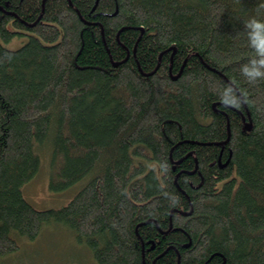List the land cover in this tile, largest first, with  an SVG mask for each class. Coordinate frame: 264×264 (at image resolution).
Returning <instances> with one entry per match:
<instances>
[{"label":"trees","instance_id":"16d2710c","mask_svg":"<svg viewBox=\"0 0 264 264\" xmlns=\"http://www.w3.org/2000/svg\"><path fill=\"white\" fill-rule=\"evenodd\" d=\"M251 17L261 0H0V257L60 226L96 264H264ZM43 152L50 190L81 184L56 209L21 191Z\"/></svg>","mask_w":264,"mask_h":264},{"label":"rangeland","instance_id":"374dc122","mask_svg":"<svg viewBox=\"0 0 264 264\" xmlns=\"http://www.w3.org/2000/svg\"><path fill=\"white\" fill-rule=\"evenodd\" d=\"M26 38L16 39L6 46L16 48ZM40 170L33 179L25 184L21 191L24 199L33 208L56 209L67 204L77 192L78 186L59 193L49 189V158L41 153ZM18 249L0 257V264H96L93 255L74 241L73 235L63 227L46 228L40 236L31 241L26 238L18 241Z\"/></svg>","mask_w":264,"mask_h":264},{"label":"clouds","instance_id":"9594fccd","mask_svg":"<svg viewBox=\"0 0 264 264\" xmlns=\"http://www.w3.org/2000/svg\"><path fill=\"white\" fill-rule=\"evenodd\" d=\"M261 6H264V0H261ZM247 27L249 29H254L255 34L259 37V42L254 48L259 56L264 57V21L258 20L255 17H251L247 21ZM261 62L264 63V59H261ZM259 76L261 75L256 73V77ZM249 78L254 79L251 77Z\"/></svg>","mask_w":264,"mask_h":264}]
</instances>
